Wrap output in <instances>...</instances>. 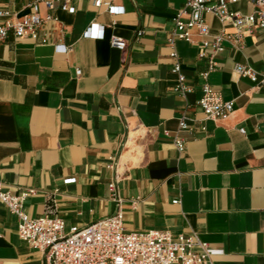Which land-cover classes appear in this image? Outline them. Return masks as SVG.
Here are the masks:
<instances>
[{
	"label": "crops",
	"instance_id": "0c3cea01",
	"mask_svg": "<svg viewBox=\"0 0 264 264\" xmlns=\"http://www.w3.org/2000/svg\"><path fill=\"white\" fill-rule=\"evenodd\" d=\"M27 2L0 7L20 17ZM183 2L118 0L124 11L110 13L91 0H71L72 12L55 1V20L35 36L0 41V190L32 188L23 211L53 213L65 229L120 211L127 231L194 234L216 250L212 264H264V87L235 70L248 66L260 78L264 28L242 36L239 47L225 42L216 55L207 82L233 110L205 118L196 101L206 59L197 44L167 42ZM227 9L249 14L254 5L238 0ZM205 19L211 33L235 32L211 14ZM111 36L125 48L112 47ZM171 50L191 88L184 96L172 89ZM181 117L189 128H178ZM0 264H43L1 203Z\"/></svg>",
	"mask_w": 264,
	"mask_h": 264
},
{
	"label": "built area",
	"instance_id": "2783aa9c",
	"mask_svg": "<svg viewBox=\"0 0 264 264\" xmlns=\"http://www.w3.org/2000/svg\"><path fill=\"white\" fill-rule=\"evenodd\" d=\"M59 1L60 8L72 12L71 0H28L29 11L20 17L0 7V41L9 34L13 37L35 36L39 28L49 20H55L50 10L54 2ZM118 0H91L95 8H103L110 13L119 12ZM238 0H184L172 18L173 28L167 37L171 45L175 40L197 44L198 57L206 59V69L200 73L202 79L200 98L196 101L205 118L223 120L233 110V100L222 99L220 92L207 82L209 72L218 66L216 55L223 50L224 43L240 46L241 37L252 33L256 28H264V0H247L254 5L249 14L229 11L228 3ZM47 9L40 13V4ZM205 14L215 16L221 23H229L235 28L233 34L223 28L215 33L209 30ZM91 26L87 28L89 34ZM62 31V28H59ZM142 33L137 31V35ZM45 43L46 39L42 38ZM110 45L123 50L126 41L111 36ZM58 46V45H57ZM61 46V45H60ZM66 47L61 46L65 50ZM173 61L171 71L176 74L173 91L184 96L191 88L185 83L180 62L174 50L169 53ZM235 70L240 76L258 81L264 87V72L257 78V73L248 66L237 64ZM79 73V69H76ZM179 129L189 128L185 119L178 121ZM244 132L243 128H239ZM169 135L168 131L164 132ZM172 141L178 152L184 151V140L177 135ZM110 191L113 183L108 184ZM32 188H26L19 194L0 190V203L17 217V234L32 248L39 250L43 264H212L211 256L216 253L207 242L197 236L172 235L167 230L149 229L144 231H127L122 223L120 211L100 218L86 225H71L67 229L64 221L53 213L38 217L28 216L22 209L23 199ZM177 203L178 199L172 200Z\"/></svg>",
	"mask_w": 264,
	"mask_h": 264
},
{
	"label": "clouds",
	"instance_id": "9594fccd",
	"mask_svg": "<svg viewBox=\"0 0 264 264\" xmlns=\"http://www.w3.org/2000/svg\"><path fill=\"white\" fill-rule=\"evenodd\" d=\"M119 11L122 13V12L124 11V9H123V8H120ZM94 27H95V26H94Z\"/></svg>",
	"mask_w": 264,
	"mask_h": 264
}]
</instances>
